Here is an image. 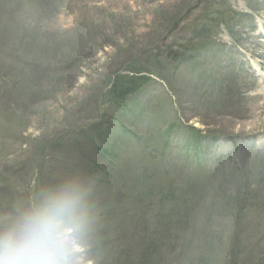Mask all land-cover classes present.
Here are the masks:
<instances>
[{
    "label": "rangeland",
    "instance_id": "374dc122",
    "mask_svg": "<svg viewBox=\"0 0 264 264\" xmlns=\"http://www.w3.org/2000/svg\"><path fill=\"white\" fill-rule=\"evenodd\" d=\"M181 45L188 52L173 84L177 97L170 101L178 115L166 117L168 87L162 83L140 92L139 103L171 122L222 139L203 152L228 153L234 143L237 158L248 145L255 155L264 145V0H0V78L6 76L0 81V230L51 189L52 180V188L87 182V163H100L92 136L103 113L98 95L121 67L149 53L178 52ZM74 57L81 63L63 70ZM227 60L231 72L225 81L211 75L198 91L200 72L220 66L225 72ZM30 63L40 67L32 69ZM134 118L122 125L141 128ZM170 135L182 141L178 133ZM128 159L131 168L152 167L143 155ZM163 171L181 179L193 176L196 168L175 158L157 176ZM138 172L125 170L126 193L136 189ZM40 175L43 183L36 182ZM211 187L205 185L207 191ZM92 193L88 199L95 209L129 210L132 205L119 206L108 194L105 202L100 192ZM123 217L127 220L114 221L105 232L109 248L98 250L92 231L89 259L95 264L136 262V254L127 259L123 253L138 244L131 216ZM232 223L230 234L264 232V202L253 206L246 221ZM248 250L249 245L242 251L244 264H254L257 254L248 256Z\"/></svg>",
    "mask_w": 264,
    "mask_h": 264
},
{
    "label": "trees",
    "instance_id": "16d2710c",
    "mask_svg": "<svg viewBox=\"0 0 264 264\" xmlns=\"http://www.w3.org/2000/svg\"><path fill=\"white\" fill-rule=\"evenodd\" d=\"M180 47H177L178 52L149 53L121 67L98 95L103 113L92 136L100 163H87L85 175L89 178L83 185L90 189L89 195L100 192V200L108 202V194L115 197L119 206L132 205L129 210L122 207L110 212L92 208V237H97L98 250L103 246L109 248L105 238L108 226L114 221L124 222L127 218L123 216L127 214L131 216L138 240L135 248L129 246L128 250H123L127 259H134L136 254V262L132 264H244L242 251L248 245L247 255L257 254L254 264H264V232L256 229L250 234L245 230L228 233L234 220L246 221L253 206L264 202V145L255 155L248 145L239 158L235 155L239 148L234 143L228 153L203 152L207 144L213 147L222 139L205 136L196 127H183L177 124L179 121L166 119L169 115H178V109L170 101L176 95L173 84L180 77L178 72L188 52L187 45ZM70 59V64L61 66L63 70L70 71L82 61L81 57ZM229 63L227 60L225 72L221 66L202 70L198 76V91L211 75L224 82L231 72ZM29 67L35 69L40 65L30 63ZM2 77L0 81L6 76ZM153 82L168 87L166 104L170 112L166 117L155 115L139 103L137 96ZM134 115L141 128L129 129L122 125L123 120ZM174 132L182 141L170 138ZM134 154L143 155V162L152 167L131 168L132 161L128 157ZM175 158L193 162L197 175H182L179 179L163 171V177L157 176V171L167 169ZM128 169L139 170L133 179L137 187L132 193L125 192V170ZM36 182H44L41 175ZM209 183L211 191L205 189Z\"/></svg>",
    "mask_w": 264,
    "mask_h": 264
},
{
    "label": "clouds",
    "instance_id": "9594fccd",
    "mask_svg": "<svg viewBox=\"0 0 264 264\" xmlns=\"http://www.w3.org/2000/svg\"><path fill=\"white\" fill-rule=\"evenodd\" d=\"M89 193L75 181L41 192L0 230V264H95Z\"/></svg>",
    "mask_w": 264,
    "mask_h": 264
},
{
    "label": "bare ground",
    "instance_id": "6f19581e",
    "mask_svg": "<svg viewBox=\"0 0 264 264\" xmlns=\"http://www.w3.org/2000/svg\"><path fill=\"white\" fill-rule=\"evenodd\" d=\"M260 64H263L264 65V61H261V63Z\"/></svg>",
    "mask_w": 264,
    "mask_h": 264
}]
</instances>
